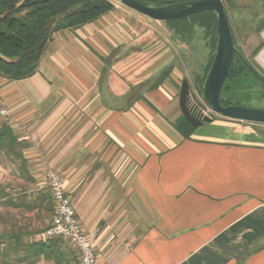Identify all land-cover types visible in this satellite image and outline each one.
I'll use <instances>...</instances> for the list:
<instances>
[{"label": "crops", "instance_id": "crops-1", "mask_svg": "<svg viewBox=\"0 0 264 264\" xmlns=\"http://www.w3.org/2000/svg\"><path fill=\"white\" fill-rule=\"evenodd\" d=\"M117 16L56 32L30 77L0 75L16 138L0 148V264H80L67 241L33 243L55 211L48 167L100 264H264V124L218 114L183 137L181 76L113 71Z\"/></svg>", "mask_w": 264, "mask_h": 264}, {"label": "trees", "instance_id": "trees-1", "mask_svg": "<svg viewBox=\"0 0 264 264\" xmlns=\"http://www.w3.org/2000/svg\"><path fill=\"white\" fill-rule=\"evenodd\" d=\"M143 1L160 6L185 0ZM115 8L113 0H0V75L9 80L30 77L38 71L41 59L56 32L94 22L101 16L111 13ZM171 21L175 25V30L183 37L193 33L196 28H203L208 39L212 57L206 65L204 76L197 79L200 84L196 85L199 92L203 94L204 84L218 45L217 13L213 10H206ZM262 23L264 27V21ZM233 41L235 44L234 37ZM261 75L236 49L230 71L222 87L221 103L224 106L240 105L236 101L238 89L250 78L263 83L264 77ZM166 78L167 75H162L158 84ZM190 100L191 95L188 105L195 112ZM196 105L201 106L198 103ZM195 128L196 126L184 117L176 125V129L185 138L190 137ZM13 141H16V138L11 127L4 124L0 129V148L9 146ZM52 240L33 241V243L45 245ZM9 257L0 245V260L6 262Z\"/></svg>", "mask_w": 264, "mask_h": 264}, {"label": "rangeland", "instance_id": "rangeland-1", "mask_svg": "<svg viewBox=\"0 0 264 264\" xmlns=\"http://www.w3.org/2000/svg\"><path fill=\"white\" fill-rule=\"evenodd\" d=\"M113 1L122 13V17L117 16L116 19L126 21L122 23L128 32L121 31L125 41L114 52L113 57L117 60L112 65L113 71L118 75H132L133 70L130 71L129 66H133L137 61L153 63L144 75H152L155 71L160 73L164 69L163 75L169 76L175 72L176 75L181 76L179 88L182 80L186 78L193 93V101L210 111L209 106L204 102L203 94L196 87L200 84V81L199 83L197 81L198 77L204 76L206 65L212 57V50L203 28H196L193 33L183 37L175 30L171 20L156 21L117 0ZM223 2L235 39V48L264 77V64L259 59L264 49L262 25L264 0H223ZM117 30L120 29L117 28ZM124 63L128 68L127 73L124 72ZM254 79L250 78L238 89L236 101L240 105L264 108V84ZM210 114L214 118L219 117L212 111ZM51 205L53 207L52 202ZM53 216L54 213L51 216L52 219Z\"/></svg>", "mask_w": 264, "mask_h": 264}, {"label": "water", "instance_id": "water-1", "mask_svg": "<svg viewBox=\"0 0 264 264\" xmlns=\"http://www.w3.org/2000/svg\"><path fill=\"white\" fill-rule=\"evenodd\" d=\"M117 1L156 21L177 20L206 10L215 11L218 17V45L204 84V102L212 112L224 117L264 124V108L244 105L224 106L220 101L222 87L230 71L236 51L222 0H185L160 6L143 0ZM190 93L189 81L184 78L179 93V104L184 118L196 127L203 125L205 122H211L214 119L213 116L198 117L189 107Z\"/></svg>", "mask_w": 264, "mask_h": 264}, {"label": "built area", "instance_id": "built-area-1", "mask_svg": "<svg viewBox=\"0 0 264 264\" xmlns=\"http://www.w3.org/2000/svg\"><path fill=\"white\" fill-rule=\"evenodd\" d=\"M190 95L191 106L195 109L194 113L201 118L211 116L210 107L209 111L196 105L197 102H194L192 98L193 93L191 92ZM8 114V109L0 101V117H7ZM46 178L54 203V216L46 228L33 234V241L46 242L52 239H62L78 249L80 264H100L95 250L94 236L84 229L77 216L72 200L65 192V185L61 174L54 168L48 167L46 170Z\"/></svg>", "mask_w": 264, "mask_h": 264}, {"label": "bare ground", "instance_id": "bare-ground-1", "mask_svg": "<svg viewBox=\"0 0 264 264\" xmlns=\"http://www.w3.org/2000/svg\"><path fill=\"white\" fill-rule=\"evenodd\" d=\"M259 59L264 64V49H263V51H261V53L259 55Z\"/></svg>", "mask_w": 264, "mask_h": 264}, {"label": "flooded vegetation", "instance_id": "flooded-vegetation-1", "mask_svg": "<svg viewBox=\"0 0 264 264\" xmlns=\"http://www.w3.org/2000/svg\"><path fill=\"white\" fill-rule=\"evenodd\" d=\"M263 83H264V78L262 79Z\"/></svg>", "mask_w": 264, "mask_h": 264}]
</instances>
